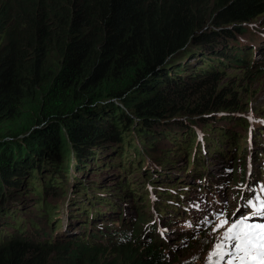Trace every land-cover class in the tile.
<instances>
[{
  "label": "trees",
  "instance_id": "trees-1",
  "mask_svg": "<svg viewBox=\"0 0 264 264\" xmlns=\"http://www.w3.org/2000/svg\"><path fill=\"white\" fill-rule=\"evenodd\" d=\"M261 15L264 0H0V264H167L156 247L154 220L141 216L125 223L119 217L120 227L105 228L107 234L93 229L97 218L111 215L87 213V241L82 230L72 238L45 233L60 222L44 196L58 194L62 179H48L67 170L70 158L86 170L94 148L123 143L127 134L151 136L153 122L168 120L193 135L203 124L221 138L205 135L215 152L222 138H236L227 115L205 121L243 106L219 85L227 70L248 76L263 70L264 59L252 58L260 47L243 39L244 25ZM157 134L178 141L170 130ZM260 149L254 146L255 158ZM201 153L196 148L186 162L194 158L202 170ZM239 160L244 181L247 169ZM22 186L31 193L24 197ZM160 193L164 204L176 205L171 193ZM29 196L33 210L24 200ZM176 216L185 217L169 220ZM137 224L152 229L142 233Z\"/></svg>",
  "mask_w": 264,
  "mask_h": 264
},
{
  "label": "rangeland",
  "instance_id": "rangeland-1",
  "mask_svg": "<svg viewBox=\"0 0 264 264\" xmlns=\"http://www.w3.org/2000/svg\"><path fill=\"white\" fill-rule=\"evenodd\" d=\"M244 26H247L249 32L243 37L247 40L246 43L260 47L257 56L252 57L254 63H259L264 59V15ZM197 59L198 57L194 58V60ZM185 61L187 62L188 59ZM255 69H258L257 66L252 72ZM221 84L228 86L226 89L232 91L234 98L240 99L243 106L240 110L227 111V113H211L212 116L205 122L217 120L214 115L215 117L222 113L227 115L231 124L235 125L236 138L231 135H228L226 139L222 138L220 149L215 152L214 148L208 150L210 142L205 139V135L208 138L221 139L214 131L206 130L203 124H198L193 135L188 132V129L172 127L173 125L165 120V122L151 124L150 130L153 132L151 136H142L144 131L140 130L141 134L137 132L127 134L125 139L122 138L123 143L111 142L100 148H94L93 156L85 161L86 170L78 163L76 166V160L70 158L67 170L63 169L59 174L51 173L48 179V183H51V178H54L56 182L57 179H62L57 182L61 189L58 194L44 196L45 203L52 208L50 213L56 214L60 222L58 225L54 223L45 226V233L53 237L59 233L69 238L76 237L83 229L82 221L90 215L94 216L97 212H101L110 214L111 217L97 218L93 230L108 234L111 231L105 228L111 225L120 227L119 222H116L119 217L122 216L125 223L129 218L137 217L138 219L141 216V220L145 218L154 220L151 223L155 226V233L160 239L156 247L161 249L162 254L166 256L167 264H209L210 253L221 242L223 233L230 226L229 223L223 229H218V218L222 215L231 222L234 215L239 217L247 214L243 213L244 209L241 208L244 203L243 199L237 202L234 195L238 192L239 195L242 194L249 187L264 188V68L249 76L242 70H227L219 85ZM169 116L170 114H167V117ZM214 126L221 127V123ZM163 130L166 133L170 130L176 134L178 141H172L171 138L162 134L159 137L157 133ZM256 136L261 139L259 143L254 144L253 142H258ZM254 146L261 147L257 159L253 156ZM196 148L202 149V170L196 163V159L190 158V162H186L188 154L193 156ZM241 151L243 153L240 154ZM223 155H226V160L224 158L221 160L220 156ZM242 156L247 168L244 184L239 183L238 173L239 158ZM232 168L235 169L233 172ZM190 169H193L192 174H189ZM216 176L218 178L217 189L214 186ZM211 178L213 181L207 184L206 182ZM229 178H231L230 181ZM192 179L199 180L201 185L197 181L193 182ZM170 180L173 182H169ZM226 180L227 188L225 187ZM205 188L208 189V193H204ZM237 188H240L239 191L236 190ZM24 189L28 188L22 186L19 192L25 197L26 194L31 193V190L24 191ZM85 189L87 190L83 193ZM219 190H223L224 193L220 194ZM161 191L171 193L173 197L171 200L175 201L176 205L172 207L164 204L162 201L167 200L161 197L163 195ZM60 192L63 194L61 195ZM209 195L213 197L214 208H201V203L204 204L202 207L212 204ZM205 197L208 200H205ZM97 198H102L105 202L102 203ZM24 200H27L29 207L33 210L35 205L30 196ZM70 201L73 204H70ZM79 201H85L86 206L89 207L88 211L79 210L81 207ZM167 209L169 212L166 217L165 214L161 217V212ZM115 212H118L120 216L113 214ZM173 214L186 216L181 221L178 220L180 216L169 220V216ZM168 222H170L169 226ZM90 227L91 225L86 230H82L85 241L89 238ZM137 227L142 233L152 229L145 224ZM168 227L173 228V233H166ZM184 227H189L192 233L182 231ZM50 228H53L51 232ZM161 228H165L164 232H161ZM95 239L98 241L97 238ZM152 242L155 243L154 240ZM214 264H216L215 258Z\"/></svg>",
  "mask_w": 264,
  "mask_h": 264
},
{
  "label": "snow or ice",
  "instance_id": "snow-or-ice-1",
  "mask_svg": "<svg viewBox=\"0 0 264 264\" xmlns=\"http://www.w3.org/2000/svg\"><path fill=\"white\" fill-rule=\"evenodd\" d=\"M260 193L264 194V188ZM261 194L247 201L249 213L234 215L231 222L222 215L218 218V229L229 223L230 226L210 253L209 264H214V258L216 264H264V198Z\"/></svg>",
  "mask_w": 264,
  "mask_h": 264
},
{
  "label": "clouds",
  "instance_id": "clouds-1",
  "mask_svg": "<svg viewBox=\"0 0 264 264\" xmlns=\"http://www.w3.org/2000/svg\"><path fill=\"white\" fill-rule=\"evenodd\" d=\"M224 115H225V114H220L219 116H224ZM257 158H258V157H257ZM257 158H256V159H257ZM246 169H247V168H246ZM185 174H186V173H185ZM245 174H246V172H245ZM246 176H247V175H246ZM246 176H245V178H246ZM229 181H230V180H229ZM193 182H195L194 179H193ZM244 182H245V181H240V183H243V184H244ZM204 187H206L205 184H204ZM215 188H216V186H215ZM205 189H206V188H205ZM216 189H217V188H216ZM239 189H240V188H237L236 190L239 191ZM248 189L251 190V192H250L249 194H247V196L245 197V199L248 198L249 196L252 198V197H254V196L257 195V194H261L259 190H256V189L253 188V187H249V188H247L245 191H247ZM245 191H244V192H245ZM216 195H217V193H216ZM261 195H264V194H261ZM243 202H244L243 205H242L243 207H241V208L244 209V208H246L245 200H243ZM243 213H249V211L246 210V209H244V212H243ZM185 216H186V215H185ZM184 228H185V227H184ZM167 229L169 230V228H167ZM163 230H165V228H161V232H162ZM168 230H167V232H166L167 234L170 233ZM191 235H192V234H191ZM158 245H159V244H158Z\"/></svg>",
  "mask_w": 264,
  "mask_h": 264
},
{
  "label": "bare ground",
  "instance_id": "bare-ground-1",
  "mask_svg": "<svg viewBox=\"0 0 264 264\" xmlns=\"http://www.w3.org/2000/svg\"><path fill=\"white\" fill-rule=\"evenodd\" d=\"M242 177H243V176H242ZM203 191H204V193H206V192L208 193V190H206V189H204ZM219 192H220V194H221V193H222V194L224 193L223 190H219Z\"/></svg>",
  "mask_w": 264,
  "mask_h": 264
}]
</instances>
